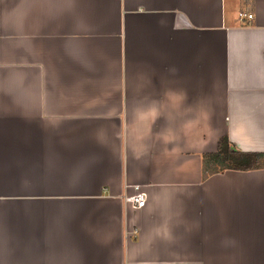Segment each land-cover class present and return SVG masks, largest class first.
<instances>
[{"label":"crops","instance_id":"1","mask_svg":"<svg viewBox=\"0 0 264 264\" xmlns=\"http://www.w3.org/2000/svg\"><path fill=\"white\" fill-rule=\"evenodd\" d=\"M225 134L264 152V0H0V264H264Z\"/></svg>","mask_w":264,"mask_h":264},{"label":"trees","instance_id":"2","mask_svg":"<svg viewBox=\"0 0 264 264\" xmlns=\"http://www.w3.org/2000/svg\"><path fill=\"white\" fill-rule=\"evenodd\" d=\"M257 167H264V152L237 149L231 144L226 134L218 139L215 151L202 153V177L226 168L251 169Z\"/></svg>","mask_w":264,"mask_h":264},{"label":"built area","instance_id":"3","mask_svg":"<svg viewBox=\"0 0 264 264\" xmlns=\"http://www.w3.org/2000/svg\"><path fill=\"white\" fill-rule=\"evenodd\" d=\"M237 16L242 22L249 21L253 17V12L247 10H239ZM146 198V191L141 189L137 185H135L133 192L124 195L125 201L128 202L132 208H139L144 206V204L146 203Z\"/></svg>","mask_w":264,"mask_h":264},{"label":"rangeland","instance_id":"4","mask_svg":"<svg viewBox=\"0 0 264 264\" xmlns=\"http://www.w3.org/2000/svg\"><path fill=\"white\" fill-rule=\"evenodd\" d=\"M228 137V136H227Z\"/></svg>","mask_w":264,"mask_h":264}]
</instances>
